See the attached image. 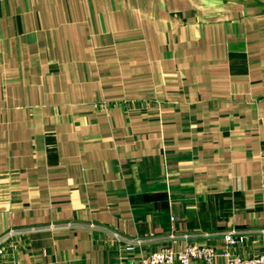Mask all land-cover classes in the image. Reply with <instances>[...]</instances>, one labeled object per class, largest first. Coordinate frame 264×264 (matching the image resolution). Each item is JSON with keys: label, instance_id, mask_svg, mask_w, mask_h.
<instances>
[{"label": "crops", "instance_id": "obj_1", "mask_svg": "<svg viewBox=\"0 0 264 264\" xmlns=\"http://www.w3.org/2000/svg\"><path fill=\"white\" fill-rule=\"evenodd\" d=\"M191 244L264 253V0H0V264Z\"/></svg>", "mask_w": 264, "mask_h": 264}, {"label": "built area", "instance_id": "obj_2", "mask_svg": "<svg viewBox=\"0 0 264 264\" xmlns=\"http://www.w3.org/2000/svg\"><path fill=\"white\" fill-rule=\"evenodd\" d=\"M242 240L243 237L237 236L235 231L225 234V241L230 246L236 245ZM217 257L218 254L214 247L191 244L182 251H176L172 247H164L140 261H118L112 264H197V261H203L206 264H264V253L254 257L228 255L227 261L224 262L218 261Z\"/></svg>", "mask_w": 264, "mask_h": 264}, {"label": "rangeland", "instance_id": "obj_3", "mask_svg": "<svg viewBox=\"0 0 264 264\" xmlns=\"http://www.w3.org/2000/svg\"><path fill=\"white\" fill-rule=\"evenodd\" d=\"M250 1H259L260 2V0H250Z\"/></svg>", "mask_w": 264, "mask_h": 264}]
</instances>
